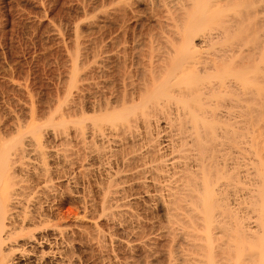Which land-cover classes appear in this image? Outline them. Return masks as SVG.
<instances>
[{
    "label": "bare ground",
    "instance_id": "obj_1",
    "mask_svg": "<svg viewBox=\"0 0 264 264\" xmlns=\"http://www.w3.org/2000/svg\"><path fill=\"white\" fill-rule=\"evenodd\" d=\"M123 1L125 0H118V3ZM115 2L110 3V6L115 5ZM154 2L151 0L150 3ZM161 2L159 1V3ZM118 3L116 6L123 9L125 3L122 5ZM162 4L165 9L162 11V13L164 12L163 19H160L162 15H159L158 18L162 23L158 22L157 17L158 13L161 14V10H164L163 7L151 4L153 7L158 6L160 11L153 12L154 16L157 14L156 18L151 15L159 23L158 28L160 27L162 32L156 27L157 25H152L153 22H150L157 29L154 28L153 31L159 30L161 33L159 40L157 39L159 33L155 34L150 29L155 36L147 38L150 40L148 41V52L145 53V43L143 48L140 47L144 49L142 52L145 53H141V55L144 54L141 56L139 55L141 50L137 53L136 49L141 44L139 42H143V40L135 39L139 45L137 44L136 48L133 46L135 48L133 50L136 51L139 58H142L139 60V69L137 68L139 66L133 68L134 64L132 67L130 66V69L127 68L129 63L126 66V61L120 63L123 55L118 52L122 47L125 50L128 48H125L128 46L125 42L128 37L124 35L126 37L123 41L125 47L122 45L120 50H114L121 57L120 64L117 63L118 54L115 55L116 52L114 54L112 51L117 58L115 64H118V67L120 65V68L124 65L125 68L120 71L117 69L119 73H124V75L122 74L124 79L121 78L122 84L119 83V85L121 84L119 89L116 86L113 88L117 90L108 88L110 90L108 93L104 92L108 90L105 87L104 91L101 90L104 85L99 86V75L96 76L98 81L94 82L96 81L94 78L96 67L98 68L101 63L99 61V65L94 66L99 60L98 56L100 55H95L99 53V47H96L98 53L96 51L95 54L93 53L96 59L95 63H92L91 60V62H87V65L83 58L88 61L86 53L89 48L86 53L83 51L86 47H81L82 44H79L81 38L78 35L77 27L79 26H76V38L79 40L76 41L75 47L77 46L79 54L74 48L77 54H72V58L70 56L71 60H69L72 72L66 76L70 77L67 78L68 81L66 79V82H69V87L68 84L65 85L68 88V99L65 100L67 90L64 87L63 89L66 91L62 96H59L63 98L61 101L65 100V103L62 102L63 105L60 107V99H56L58 106L54 107L56 109L52 107L53 110H56L54 113L57 115H49L46 112L49 118H47L48 120L44 119L46 120L44 123H39V121L36 123L38 119L34 117L35 123L32 120L31 124L20 126L14 136L8 139L3 137L2 140L0 138V264H80L81 258L78 259L73 254L78 234L82 239L86 238L90 241L97 238V244L102 250L107 244L104 243L107 241V236L110 238V244L125 247L131 253L135 250L145 252V250L153 249L148 246L155 244L156 240L162 237L157 238L158 235L156 236L155 233L153 236L156 237L151 235L152 237L148 236L149 238L146 240L140 238L136 242L132 239L133 237L131 240L126 238L129 234L126 237L121 235V239L113 237V234L124 231L123 225L128 217H131L128 218L130 221L134 216L136 220L139 218L137 213L134 215L133 207H136L135 204L141 201L140 195L142 194L148 202L155 201L157 207L166 212L165 217L168 218L169 225L172 226L170 228H173V232L169 233L172 230H168L169 235L174 238L175 233L178 234L174 239L176 240L177 236L181 237L183 238L181 240H184L183 243L185 242L184 245L186 244L185 250L187 249V251H184L186 252L184 254L182 247L185 246L182 245L180 239L178 240L182 243L180 247L182 249L176 250L180 254L179 257L174 255L175 251L168 247L170 254L166 257L168 258L167 264H179L182 260L181 264H264V0H163ZM109 7L107 6L108 13L111 11ZM148 7L147 10L151 13L157 10ZM113 8L115 10L111 13L116 11V7ZM135 8L134 6L133 9ZM139 9H136L137 12ZM98 10L100 11L102 8ZM121 11L120 9L119 13L127 12L126 10ZM131 12H135L136 14L133 15L136 16L142 11L137 13L132 10ZM138 15L135 18L138 19ZM122 16L124 18L128 15ZM147 16L150 18L149 14ZM92 17L94 19L95 16ZM95 18L97 19V16ZM125 19L127 18L125 17ZM135 21L137 20L135 19ZM143 21L142 23H144ZM127 23L130 24V21ZM160 23L162 28L159 26ZM128 26L130 27V25ZM141 29L143 28L141 27ZM96 30L98 31V29ZM147 30L145 29V31ZM97 31V35L98 32H102ZM136 31L138 34V29ZM135 33L133 35H137ZM140 33L142 36V32ZM124 36L121 39H124ZM146 36H144V40ZM133 38L135 37L133 36ZM127 40L129 41V39ZM140 48L138 47V49ZM80 51L85 54H81ZM131 51L129 52L131 53ZM113 54L110 56L107 53L110 57H113ZM107 55L106 58L111 59ZM126 55L124 54V56ZM124 56L123 60L127 57ZM134 57L132 59L131 55L128 58H131V62H133ZM113 58L112 62L115 59ZM101 61L103 62L104 59ZM105 62L107 61L101 65H106ZM139 62L135 65H138ZM80 63L86 64L87 67L90 66L92 76L90 70H84L87 69V67L83 68L84 64V66H79ZM91 63L94 64V67H91ZM109 63L107 62V64ZM115 64H112L113 67ZM110 65L107 66V69L110 68ZM104 67L106 68V66ZM104 67L101 68L102 71L105 70ZM82 68L84 71H80ZM131 68L137 73L135 80L129 79ZM67 71L69 73L68 69ZM96 73L98 74V72ZM89 75L94 81H89ZM118 75L120 74H117V78ZM132 75L134 76V74ZM99 77L101 82L104 75L102 78ZM107 78H109L108 74ZM107 78L105 77V79ZM79 79L83 82L82 84H79L81 83ZM116 80L115 77L113 81L116 82ZM105 81L107 83V80ZM111 83L113 85V82ZM86 88L92 89V93ZM58 107L60 110L57 109ZM71 110L75 113L80 111L81 114L72 116L74 112ZM87 111H92V114ZM47 126L53 127L49 129ZM74 132L77 138L75 140L80 145L83 144L82 149L86 148L85 154L89 155L88 159L85 156L84 160H80L83 156L81 154V158L78 157V160H70L71 155L67 154L68 151L65 149L68 146L65 145L75 138ZM27 136H30L29 142L26 139ZM59 136L63 139V143L65 141V145H62V147L65 146V149L61 146L57 148V145V150L53 147L50 149L48 141L57 139ZM32 137L33 141L36 140L34 144L38 149L35 148V145L33 148V142L30 143ZM75 142L72 143L75 144ZM68 145L70 146V144ZM72 146L76 151L75 146ZM60 150L63 153L57 152ZM78 153L76 154L79 155ZM95 164L97 165L93 167ZM96 173L100 175L98 176L100 182L98 179V196L96 197L99 198L97 199L99 205L95 208L100 211H95L98 214L101 212L100 215H107V219L103 215L101 216L105 218L103 219L108 224L107 226L110 225L113 229H110L111 231L109 230L107 235L100 228L101 225L94 215L95 212L92 214L93 211L90 208L91 211L85 210V215L82 211L84 217L79 219L80 222L75 223L78 225L73 228L65 223L64 217L62 218L54 211V208L51 207L53 205H50L48 199L58 194L55 195L54 188L56 186H53L54 179H57L60 184H63L64 181L67 184L73 183L78 200H84L87 205L91 204L90 207L94 206L92 205L93 197H91L93 188L92 194H89L90 190L88 191V189L91 188L85 186L87 191H84L83 185L82 191L88 194L82 192L81 195V192L78 191L81 189L78 187L84 179L90 182L88 179L93 178L92 174ZM50 183L52 185L49 189ZM44 185L48 189L43 190L42 188L43 191H41L40 187ZM88 185L92 186L93 184L88 183ZM63 186L66 187L65 184ZM136 187L140 189L137 190L138 192H134ZM68 188L70 189L69 186ZM68 188L67 190H69ZM146 200L143 202L149 206ZM95 203L97 202L95 201ZM84 207L87 206L83 205ZM149 207L151 208V206ZM92 215L95 216L93 221ZM132 215H134L133 218ZM99 219L101 218L99 217ZM135 219H133L134 223ZM139 223L141 224V222ZM178 223L182 227L175 225ZM178 229L179 231H177ZM129 232L127 231V233ZM132 234L134 235L133 232ZM163 234L165 235V233ZM138 235L140 236V233ZM169 235L165 236V239L169 238ZM92 237L94 238L92 239ZM123 238L127 240L125 241ZM87 242L90 245L89 241ZM45 244L48 245V250L45 249L46 246L43 248ZM108 246L104 249H107ZM72 249H74L73 252ZM176 256L178 257L177 261ZM131 259L137 261L136 258ZM125 260L123 262L117 260L116 263L132 264V261L124 262ZM165 262L164 264H166Z\"/></svg>",
    "mask_w": 264,
    "mask_h": 264
},
{
    "label": "rangeland",
    "instance_id": "obj_2",
    "mask_svg": "<svg viewBox=\"0 0 264 264\" xmlns=\"http://www.w3.org/2000/svg\"><path fill=\"white\" fill-rule=\"evenodd\" d=\"M114 1H116L115 3V5H112V7L110 6L112 3ZM145 0H125V1H123L122 3H125V4H123V9L122 8H119V6H116L117 5V3H118V0H0V138H1V140H2V138L4 137V139L6 138V139H8V138H10V137H12V136H14L16 133H17V131H18V128L20 127V126H27L28 124H31L32 122V120H34V123H35V120L36 119H38L37 121H36V123H38V121H39V123L41 122V123H44L46 120H48L47 118H49V115L50 114H53V116H54V114L55 115H57L56 113H54L56 110H53V109H56V108H54V107H57L58 106V104H57V100L56 99H60V104L63 102V103H65L64 101L66 100V99H68L67 97L69 96L68 94V88H66L65 87V85H67L69 82H66V79L68 78H70V77H66V76H68V75H70V73L72 72V71H70V68H71V61H69V60H71V58H72V54L74 55V54H77V52H78V54H79V50L77 49V46L75 47V44H76V41H78L79 39H77L76 38V29H75V27L76 26H79V27H77V29H78V35H79V38H81V43H79V44H82L81 45V47H86L85 49H83V51L86 53L87 52V50H88V48H89V50H88V52L86 53V55L88 56L86 59H88V61H85V58H83V57H86L85 55H83V59H84V62L87 64V62H91V60H92V63L94 62L95 63V61H96V59H95V55H100V56H98V58H99V60H97L96 61V64L94 65V64H92L91 63V67H96L97 66V64L98 63H100V66H98V68L96 67V69H97V71L96 72H98V74L95 72V74H94V78H95V80L96 81H94V80H92V78H91V76H92V71H91V68H90V66L89 67H87L86 66V64H84V63H80L79 64V66L81 67V66H84L83 68H85V67H87V69H84V70H90L91 72H90V74H91V76L89 75V77H90V79H89V81L90 82H92V81H94V82H97L98 80V84H99V86H102V85H104V86H102L101 88V90H103L104 89V87H105V89L107 88H110L111 90H115L113 87H118V89H119V87L121 86V84H122V81H121V78H122V80L124 79L123 77H122V74L124 75V73H119L118 72V70L117 69H119V71L121 70V69H125L123 66L124 65H122V67L120 68V65H119V67H118V64L116 65L115 64V60L117 59L116 58V56L115 55H117L118 53L121 55H123L124 56V54L126 55V54H128V55H126V56H124V57H126L127 59H129L128 61H127V59L126 58H124L125 60H123V56H121V57H119V54H118V60H117V63H119L120 62V58H121V64H122V62L123 61H126V63H125V65L127 66L128 65V63H129V66H127V68H129L130 69V66L132 67V65L134 64V66H133V68H136V66H139L140 65V62H139V60H141L142 58H139L138 56L139 55H141V53H144V52H142V51H144V49H145V47H146V49H145V53H146V51L148 52V41H150L149 39L147 40V38L148 37H150V38H152V35H154L155 36V34H158L157 35V39L159 40V38L161 37V33L160 32H162V29L160 30L159 28H158V24L159 23H157L156 21L158 20V22L160 21L161 22V20H159L158 18L160 17L159 15H164V12L162 13V11H165V9H164V4H162L161 5V3L163 2V0H157L158 1V4H157V1L155 0V2H154V0H153V2L154 3H150L151 2V0L149 1V0H146L145 2H144ZM148 1H149V3H148ZM159 1L161 2V3H159ZM126 2H127V4H126ZM129 2V3H128ZM165 2V1H164ZM81 3V4H80ZM111 3V4H110ZM122 3H118L119 5H122ZM131 3V4H130ZM156 3V4H155ZM109 4V5H108ZM148 4H149V7H148ZM154 4V6H156V5H158L159 7L161 6V7H163V9L164 10H161V14L160 13H158V11H159V8H157V7H153L152 5ZM102 5V6H101ZM106 6L105 8H104V6ZM127 6L126 8H125V6ZM131 5H133V6H131ZM152 6V8L153 9H157V10H154V11H152L151 9V6ZM107 6L110 8V13H108V11H109V9H107ZM134 6L136 7L135 9H133L134 8ZM113 7H116V11H117V9H118V11H117V13H116V11L114 12V13H111L112 11H114L115 9L113 8ZM121 7V6H120ZM140 8L139 9V11H142V12H137V10L136 9H138V8ZM147 7L148 8H151V9H149V10H151L152 11V13L151 12H149L148 10H147ZM101 9L102 8V10H98V9ZM131 8V9H130ZM104 9V10H103ZM126 10L127 12H123V13H119V10ZM89 10V11H88ZM132 10H135L138 14V19L137 18H135V17H137V15L136 16H134L133 14H136L135 12L134 13H132L131 11ZM87 13H86V12ZM93 11V12H92ZM95 11V12H94ZM107 11V12H106ZM121 11V12H122ZM157 12L158 13V17H157V14H156V16H154L153 15V12ZM97 12V13H96ZM99 12V13H98ZM103 12V13H102ZM106 12V13H105ZM155 12V13H156ZM160 12V11H159ZM86 13V14H85ZM94 13V14H93ZM132 15H131V14ZM105 14V15H104ZM120 14V15H119ZM125 14L126 15H128V16H125ZM146 14V15H145ZM149 14V17L150 18H147L148 15ZM153 15V17H157V20L155 19V18H152V15ZM106 15H107V17H106ZM122 15H124L127 19H125V17L123 18V16ZM163 15L160 17V19H163ZM92 16H97V19L94 17V19H93V17ZM119 16H122V17H119ZM134 18H133V17ZM145 16V17H144ZM147 16V17H146ZM91 17V18H90ZM110 17V18H109ZM115 17V18H114ZM117 17V18H116ZM119 17V18H118ZM129 17H132V18H129ZM141 18V20H140V18ZM164 17H166V16H164ZM128 18H129V20H128ZM143 18V19H142ZM148 20H147V19ZM152 18V19H151ZM93 19V20H92ZM100 19V20H99ZM102 19V20H101ZM109 19V20H108ZM132 19V20H131ZM135 19L137 20V21H135ZM155 19V20H154ZM87 20H89V21H87ZM94 20H96V21H94ZM117 20V21H116ZM119 20H120V22H119ZM123 20H126V21H123ZM144 20V21H143ZM153 20V21H152ZM82 21V22H81ZM92 21H94V22H92ZM130 21V24L129 23H127V22H129ZM132 21V22H131ZM142 21L145 23H142ZM146 21V22H145ZM164 21H165V18H164V20H163V23H164ZM87 22V23H86ZM91 23V24H89V23ZM96 22H98L97 24L100 26H98L97 24H96ZM114 22V23H113ZM119 22V23H118ZM124 24H123V23ZM136 22V23H135ZM140 22V23H139ZM147 22L149 23L148 25H147ZM150 22L152 23V25H157L156 27L160 30V32H159V30L156 32V31H153V29L155 28L156 29V27H153L151 24H150ZM79 23V24H78ZM94 23V24H93ZM108 23V24H107ZM134 23V24H133ZM142 23V24H141ZM155 23V24H154ZM162 23V22H161ZM160 23V24H161ZM74 24V25H73ZM111 24V25H110ZM120 24V25H119ZM123 25V27H122V25ZM125 24H128V25H130V27L128 26V25H125ZM136 24V25H135ZM141 24V25H140ZM124 25H125V27H124ZM140 27H139V26ZM142 25H144V26H147L146 28L144 27V26H142ZM151 27H153V28H151ZM164 25V24H163ZM88 26V27H87ZM114 26V27H113ZM132 26V27H131ZM150 28H149V27ZM159 26H161V28H162V24L161 25H159ZM74 27V28H73ZM95 27V28H94ZM97 27V28H96ZM107 27H108V29H107ZM120 27V28H119ZM136 27H137V29H138V34H137V29H136ZM141 27L143 28V29H141ZM101 28V29H100ZM110 28V29H109ZM139 28H140V31H139ZM147 30V28H148V30L150 31V29H151V31H153V33L155 32V34H153L151 31H150V34L148 35V30L147 31H145V29ZM96 29H98V31H102V32H98ZM127 29V32H125V30ZM131 29V30H130ZM133 29H134V31H133ZM136 29V30H135ZM154 29V30H155ZM106 30V31H105ZM118 30V31H117ZM123 32H122V31ZM142 30H144V31H142ZM157 30V29H156ZM84 31V32H83ZM96 31L98 32V35H97V33H96ZM110 31H112V32H110ZM71 32V33H70ZM116 32H119V33H116ZM125 32V33H124ZM134 32H136L135 34H137V35H133L134 34ZM140 32H142V36H141V33ZM146 32H147V34H146ZM101 33V34H100ZM102 33H103V35H102ZM115 33V34H114ZM124 33V34H123ZM145 35H144V34ZM112 34H113V37H112ZM77 35V36H78ZM102 37H101V36ZM126 37H128L127 39H129V41L126 39V41H125V36ZM139 35V36H138ZM147 35V36H146ZM151 35V36H150ZM83 36V37H82ZM92 36V37H91ZM101 38H100V37ZM114 36H115V40H114ZM124 36V39L122 38L121 39V37H123ZM132 36V37H131ZM133 36L135 37V38H133ZM141 37V38H138V37ZM144 36H146L145 37V40H147V42H145V40L143 39L144 38ZM160 36V37H159ZM64 37V38H63ZM104 37V38H103ZM106 37V38H105ZM137 37V38H136ZM102 38H103V40L105 41H101L102 40ZM119 38V39H118ZM86 39L88 40V41H90V42H86ZM91 39V40H90ZM96 39V40H95ZM97 39H100V40H97ZM106 39V40H105ZM121 39V40H120ZM131 39V40H130ZM133 39H134V41H133ZM140 40V39H142L143 40V42L141 41V42H139V44L136 42V40ZM93 40H94V42H93ZM85 41V42H84ZM112 41V42H111ZM114 41V42H113ZM121 43H120V42ZM123 41H125L126 42V45H128V46H126L125 47V43L123 42ZM96 42H97V44H96ZM101 42V43H100ZM111 44H110V43ZM124 44H123V43ZM135 42V44H133V43ZM65 43H66V46H65ZM74 43V44H73ZM85 43V44H84ZM143 43V44H142ZM144 43H145V45H144ZM146 43H147V45H146ZM73 44V45H72ZM95 44H96V46H95ZM100 44V45H99ZM113 44V45H112ZM139 46H138V45ZM77 45V44H76ZM85 45H87V46H85ZM92 45V46H91ZM110 45H112V46H110ZM124 46L125 48H127L126 50L125 49H123V47H122V49H121V46ZM132 45V47H130ZM140 48V47H142L143 45H144V49H142V48H140V49H138V47ZM80 46V45H79ZM101 46V47H100ZM104 46V47H103ZM117 46L118 48H119V46H120V48L118 49L117 47L115 48V47ZM136 48L137 47V49H136V51H137V53H138V51H140L141 50V52L139 53V55L138 54H136V51H134L133 49H135L134 47ZM99 49L98 51H99V53H101V54H99L98 53V51H96L97 50V48ZM106 47H107V49H106ZM111 47V48H110ZM74 48H76L77 49V52H75V49ZM95 48V49H94ZM130 48H132L131 50H130ZM100 49H101V51H100ZM112 49V50H111ZM121 49V51L123 52H118L117 53V51H114V50H120ZM68 50V51H67ZM73 50V51H72ZM91 50V51H90ZM104 50V51H103ZM109 50V51H108ZM125 50V51H124ZM128 50V51H127ZM83 51H80V53L81 54H83L84 52ZM95 51L98 53V54H95ZM107 51V52H106ZM111 51V52H110ZM112 51H114V54H115V52H116V54L114 55L113 54V52ZM127 51V52H126ZM129 51H131V53L129 52ZM58 52V53H57ZM90 52H92V53H90ZM126 52V53H125ZM135 53V54H133V53ZM84 53V54H85ZM95 55H94V54ZM104 53V54H103ZM106 53V54H105ZM107 53L110 55V56H112L111 54H113V57L115 58H113V57H110L109 55H107ZM144 53V54H145ZM144 54H142L141 56H143ZM92 55H94L93 57H91ZM106 55H107V57L109 56L111 59H108V58H106ZM132 55V59H133V57H134V61L133 62H131V58H128V57H130ZM138 55V56H137ZM70 56H71V58H70ZM90 56V57H89ZM103 56H104V58H103ZM102 57V58H101ZM137 57V58H136ZM90 58H92V59H90ZM93 58H94V60H93ZM97 58V57H96ZM112 58L114 59L113 60V62L111 61L112 60ZM136 58V59H135ZM104 59V61H107L108 63L110 62H112L111 63V65H110V63L109 64H107V62H105V64L106 65H101L102 63L104 64V61L102 62L101 60H103ZM57 60V61H56ZM90 60V61H89ZM136 60V61H135ZM100 61V62H99ZM131 62V64H130V62ZM54 62V63H53ZM137 62H139V64L138 65H135V63L137 64ZM8 63V64H7ZM73 63V62H72ZM119 63V64H120ZM123 63V64H124ZM50 64V65H49ZM84 64V65H83ZM90 64V63H89ZM112 64H115L116 65V67H115V65H114V67H113V65ZM71 65V66H70ZM88 65V64H87ZM94 65V66H93ZM99 65V64H98ZM108 65H110V68L108 67V69H107V66ZM73 66H74V64H73ZM104 66H106V68L104 67ZM79 67V68H80ZM99 67H100V69H99ZM105 68V70H101V68ZM118 67V68H117ZM83 68L80 70V71H82L83 70ZM113 68V69H112ZM115 68V69H114ZM138 69L140 68V66L139 67H137ZM67 69L69 70V73H67L68 71H67ZM98 69H99V71L101 72H99L98 71ZM106 69H107V71H106ZM113 70V72H111L112 70ZM138 69H135V70H138ZM73 70V69H72ZM83 70V71H84ZM108 70H111V71H108ZM128 71H130V70H128ZM132 71H134V69H132L131 68V74L129 75V79L130 80H135V79H137V78H135V76L137 77V73L134 71V73H132ZM120 74V75H118V78H117V74ZM103 73V74H102ZM109 73H110V75H109ZM115 74V75H113V74ZM64 74V75H63ZM102 74V75H101ZM107 74H108V77L110 78H107ZM132 74H134V76L132 75ZM97 75H99V76H101V78L103 77V75H104V78H102V80H103V83H102V80H101V82H100V77L98 76V80L96 79V76ZM106 75V76H105ZM112 75V76H111ZM131 75L133 76V79H132V77H131ZM119 76H120V79H119ZM105 77L107 78V79H105ZM112 77V78H111ZM115 77H116V79L118 80V82H117V80H116V82L115 81H113L114 79H115ZM65 79V80H64ZM68 79H67V81H68ZM109 79V80H108ZM127 79H128V77H127ZM80 80V81H79ZM78 81L79 82H81V79H79ZM87 80V79H86ZM92 80V81H91ZM105 80H107V83H106V81ZM111 80V81H110ZM129 80V81H130ZM70 81V80H69ZM82 81H84V80H82ZM88 81V82H89ZM105 81V82H104ZM108 81H109V83H108ZM66 84H65V83ZM87 82V83H88ZM111 82H113V85H111L112 83ZM121 82V84L119 85V83ZM83 82H81V83H79V84H82ZM85 83V82H84ZM86 83V84H87ZM105 83H106V85H107V87H106V85H105ZM111 83V84H110ZM115 83V84H114ZM21 84V85H20ZM26 84V85H25ZM61 84V85H60ZM102 84V85H101ZM64 85V86H63ZM111 85V86H110ZM28 86V87H27ZM110 86V87H109ZM66 88V90H67V92H65L66 90H64L63 88ZM68 87H69V84H68ZM73 88H76V87H73ZM57 89V90H56ZM87 90H90V92H91V90L92 89H90V88H86ZM104 89V90H105ZM71 90H73L72 88H71ZM75 90V89H74ZM103 90V91H104ZM117 90V89H116ZM110 90L108 89V90H105L104 92H106V93H108ZM31 92V93H30ZM64 92H65V100L64 101H61V99H63L62 97H60V96H62L63 94H64ZM116 92V91H115ZM60 93V94H59ZM62 93V94H61ZM67 93V94H66ZM92 93V92H91ZM32 94V95H31ZM57 95H58V98H57ZM60 95V96H59ZM33 97V98H32ZM25 103V104H24ZM47 103H49V104H47ZM57 104V105H56ZM81 104H83V103H81ZM39 105V106H38ZM63 104H61L60 105V107L62 106ZM11 106V107H10ZM82 106V105H81ZM49 107H50V109H51V111H50V109H49ZM52 107H53V109H52ZM60 107H58L57 109H59ZM83 107V106H82ZM64 108H65V106H64ZM81 108V107H80ZM32 110V111H31ZM60 110V109H59ZM67 110V109H66ZM81 110H82V108H81ZM14 112H15V114H14ZM34 112V113H33ZM45 112V113H44ZM46 112H48V114L46 113ZM53 112V113H52ZM59 112V111H58ZM71 112H74L73 114L74 115H72V113ZM71 114L70 115H72V116H75L76 114H78L79 113V115L81 114L80 113V111H78V112H76L75 113V111H72L71 110ZM87 112H89V114L91 113L92 114V111H87ZM31 114H32V118H31ZM34 114V115H33ZM37 116H36V115ZM18 115V116H17ZM52 116V115H51ZM17 117V118H16ZM36 119H35V118ZM77 117V116H76ZM39 118H41V119H39ZM44 119H46V120H44ZM42 120H43V122H42ZM28 122V123H27ZM23 126V127H24ZM47 127H49V126H47ZM51 127V126H50ZM49 127V129H52V127L50 128ZM16 129V130H15ZM16 131V132H15ZM45 132V131H44ZM11 133V134H10ZM13 134V135H12ZM30 135V134H29ZM72 135H73V133H72ZM31 136V135H30ZM30 136H27V140H28V142H29V140H30ZM76 135H75V132H74V137H75ZM29 138V139H28ZM59 138L61 139V137L59 136ZM58 137H57V139H58V141H56L57 139H54V140H50V138H48V140H50V141H48V144H50V149H52V147H53V149L55 148V150H57L56 149V145H57V148H58V146L60 147H62V145H65L64 143H65V141H64V143H63V139H59ZM72 138H73V136H72ZM75 139H77L76 137L75 138H73L72 139V141L71 142H69V143H66V145L65 146H68V147H66V149L64 148V147H62V148H64L66 151H68V153L67 154H69V156H70V160H78V157L79 158H81V154L83 155L82 156V158L80 159V160H84V157L85 156H87V158L86 159H88V157H89V155H86L85 154V149L86 148H84L83 147V149L81 148V146H83V144L81 143V145H80V143L77 141V140H75ZM1 140H0V142H1ZM34 139H33V137H32V139H31V142L30 143H32L33 145V148L36 146V144H34L35 143V141H33ZM59 140H60V143H59ZM54 141V142H53ZM76 141V142H75ZM56 142V143H55ZM58 142V143H57ZM75 142V144H73V143ZM51 143H52V146H51ZM54 143V144H53ZM72 143V144H71ZM47 144V145H48ZM68 144H70V146L68 145ZM78 144V145H77ZM35 145V146H34ZM54 145H55V147H54ZM72 145H74L75 146V149H76V151L74 150V147L72 146ZM78 147H77V146ZM48 147H49V145H48ZM36 149H38V147L36 146L35 147ZM61 148V150L62 151H64V149H62ZM60 149V148H59ZM58 149V150H59ZM79 149H81V150H79ZM60 150V151H61ZM78 150H79V153H78ZM83 150V152H80V151H82ZM38 151V150H37ZM60 151H57V152H59V153H63L62 151L60 152ZM75 151V152H74ZM36 153H38V152H36ZM58 153V154H59ZM64 153H66L65 151H64ZM72 153V154H71ZM76 153H78L79 155H77ZM66 154V155H67ZM74 154V155H73ZM75 154H76V156H75ZM40 155V154H39ZM59 155H61V154H59ZM65 156V154H62V156ZM68 156V155H67ZM73 156V158H71ZM75 156V157H74ZM66 158H68L69 159V157H66ZM75 158V159H74ZM97 164H95V165H93V167H95ZM92 167V166H91ZM97 169V168H96ZM98 176H100L99 174L97 175V173L96 174H92V177L93 178H90V180L88 179V181H90V182H87V179L85 180H82V182H80V184H79V187H78V189H81V191L80 190H78L79 192H81L80 194L82 195L83 193L85 194L86 192H84V191H87V188H91V189H88V191L90 192L89 194H92L93 193V195H91V197H93V201H92V205H94V206H91L90 207V203L89 202H87V203H89L90 205H87V204H85L84 203V200L83 201H80V199L78 200V198H77V192H76V188H74L75 186H74V184L72 185V184H67L66 183V181H64V183L63 184H60V183H58L57 182V179H54V184H53V186H56V187H58L57 188V190L59 191H57L56 190V187L54 188L55 190H54V192H55V195H56V193H58L56 196H54V197H51V198H48L49 199V203H50V205H53V206H51V207H53L54 208V211H56V213L59 215V216H62V218L64 217V221H65V223H67V224H69L70 225V227H73V226H75L76 227V225H78V224H76L75 225V223H79L80 222V220L79 219H82L84 216H83V212H84V215H85V210H88L89 208L93 211L92 212V214L94 213V215L96 216V219H98L97 221L100 223L99 225H101L100 226V228L101 229H103L104 231H105V233H106V235L109 233V230L112 228V227H110V225L109 226H107L108 224L107 223H105L106 221L104 220L105 218L104 217H106V219H107V215H104V214H102L104 217H101L102 215H100L101 214V212H99V214L95 211V210H97L96 208L98 207L97 205H99V201L97 200V199H99L98 197H96V196H98V194H97V192H98V190H97V187H98V183H97V180H98V182H100V177L98 178ZM94 177H95V179H94ZM97 178V179H96ZM91 180H92V182H91ZM84 181V182H83ZM56 182H57V185H56ZM94 182H95V184H94ZM84 183H86V184H84ZM88 183L89 184H93L92 186H90V185H88ZM66 185V187L65 186H63V185ZM97 184V185H96ZM50 186H49V189L51 188V185H52V183H50L49 184ZM61 185H62V189H61ZM84 185V186H83ZM52 186V187H53ZM59 186H60V188H59ZM68 186L70 187V189L68 188ZM85 188V186L87 187V188H85L84 189V191H82L83 189V187ZM73 187V188H72ZM81 187V188H80ZM96 187V188H95ZM41 188V191H43L44 189H46L47 188V186H41L40 187ZM42 188H43V190H42ZM63 188H64V190H63ZM67 188L70 190V192H69V190H67ZM92 188H93V190H92ZM48 189V188H47ZM96 189V190H95ZM91 190L93 191L92 193H91ZM137 190H140L138 187H136V188H134V192H136ZM94 191H96V192H94ZM72 192V193H71ZM75 194H74V193ZM78 192V193H79ZM83 192V193H82ZM138 192V191H137ZM69 193H71V194H69ZM95 193V194H94ZM63 194V195H62ZM86 194H88V193H86ZM97 194V195H96ZM60 195V196H59ZM76 195V196H75ZM143 195V194H142ZM140 195L141 196V198H140V200L141 201H139L137 204H135V206L136 207H133V212H135L134 213V215L136 214L139 218H137V220L139 221V222H141V224L135 219L136 217L134 216V215H132V218H133V216H134V218L133 219H135L134 221H135V223L133 222V219H131L132 221H130L129 219L131 218V217H128L127 218V220H129V223H127V220H126V222L124 223V227L123 228H125L124 229V231H119V233L117 232V234H113V237H115V238H118L119 237V239H121L120 237H122L121 235H123V236H127L128 234V236L126 237V238H128V240H131V238L132 239H134V241L136 242V240L138 241V240H140V238H144V239H141V240H146V238L148 239L149 237L148 236H153L154 235V233L156 234V236H157V238L159 237V236H162V237H160V238H158V240H156V242H155V244L153 243V244H150L149 246H148V248H151V247H153V249H155L156 247V250H153L152 248L151 249H148V250H145V252L142 250H139L138 252L135 250V252H133L132 251V253L129 251V249L128 250H126L127 248H123V247H118V246H114V244H110L111 242H110V238L107 236L106 237V239H107V241L106 242H104V243H107L106 245H104V248L106 247V246H108L107 247V249H104L103 248V250L98 246V244H97V238H94V237H92V239L93 240H87L86 238H81L80 237V234H78V235H76V237H77V239H76V241H75V243H74V247L76 246V248H74L75 249V251L73 252V250L74 249H72V252H73V254L78 258V259H80L79 260V262H80V264H117L116 262H118L117 260H122V262H123V260H125L124 262H129V261H132V264H136L137 262L139 263V264H143V262H144V264L147 262V264H164V261H166L165 263L167 264V259L168 258H166V257H168L169 256V252L170 251H168V247H169V249L170 250H173V251H175L176 252V250L178 249L179 251H180V249H182V251L184 252V251H187V249L185 250V248H186V244L184 245V243H183V241L181 240V239H183V238H179L178 236L176 237L177 239L175 240L174 238H175V236L176 235H178V234H176L175 233V235H174V238H172L170 235H169V233L170 232H173V228L171 229L170 227H172L171 225H169V221L166 219V212H164L160 207H157V204L155 203V201H152V202H148L146 199H145V196L143 195ZM59 196V197H58ZM72 196V197H71ZM73 196H75V197H73ZM139 196V197H140ZM56 197V198H55ZM96 197V198H95ZM58 198V199H57ZM95 198V199H94ZM143 198V199H142ZM71 199V200H70ZM72 200H74V201H72ZM143 200H144V202H145V200H146V203L149 205V206H151V208L149 207V206H146V204L143 202ZM95 201L97 202V203H95ZM52 202V203H51ZM79 202V203H78ZM82 202V204H80ZM155 204H156V206H155ZM83 205L84 206H87L86 208L84 207L83 208ZM96 205V206H95ZM58 206V207H57ZM146 206V207H145ZM60 207V208H59ZM95 209H94V208ZM144 207V208H143ZM157 207V208H156ZM56 208V209H55ZM78 208V209H77ZM142 208V209H141ZM84 209V210H83ZM89 209V210H90ZM60 210H63V211H60ZM90 210V211H91ZM146 210V211H145ZM83 211V212H82ZM97 211H100V210H97ZM60 213V214H59ZM64 213V214H63ZM65 214H68V215H65ZM165 214V215H164ZM94 215H92V217L94 218H92V221L93 220H95V216ZM140 215V216H139ZM99 217L101 218V219H99ZM69 218V219H68ZM104 218V219H103ZM78 219V220H77ZM68 220V221H67ZM72 221V222H71ZM77 221V222H76ZM148 221V222H147ZM168 221V222H167ZM138 222V223H137ZM142 222H143V224H142ZM155 222V223H154ZM71 223V224H70ZM131 223V224H130ZM103 224V225H102ZM129 224V225H128ZM132 224H134L133 226H131ZM136 224V225H135ZM140 225V226H138V225ZM178 224H180V223H178ZM178 224H175L177 227L179 226V227H182L181 226V224L180 225H178ZM106 225V226H105ZM127 226V228H126V226ZM87 226V225H86ZM143 227V229H142V227ZM150 226H151V228H150ZM175 226V227H176ZM69 227V228H70ZM108 227H109V229H108ZM129 227V228H128ZM133 227V228H132ZM176 227V228H177ZM74 228V227H73ZM86 228V227H85ZM138 228H139V230H138ZM71 229V228H70ZM133 229V230H132ZM135 229V230H134ZM137 229V230H136ZM141 229V230H140ZM154 229V230H153ZM163 229H164V231H163ZM167 229V230H166ZM172 230V231H169V233H168V230ZM175 229V228H174ZM111 230H113V229H111ZM110 230V231H111ZM165 230H166V232H165ZM126 231V233H124ZM127 231L129 232V233H127ZM134 233V235L136 236H134L133 234H132V232ZM135 231V232H134ZM137 231V232H136ZM140 231V232H139ZM177 231H179V229L177 230ZM177 231H175V232H177ZM140 233V236L138 235L139 233ZM151 232V233H150ZM153 232V233H152ZM162 234H161V233ZM135 233H137V234H135ZM163 233H165V235L163 234ZM168 233V234H167ZM131 234V235H130ZM161 234V235H160ZM166 234H167V236L169 235L170 237V239H172L171 241H170V239L169 238H166V239H168V240H166L165 239V236H166ZM172 234H174V233H172ZM133 235V236H132ZM151 236V237H152ZM156 236H153V237H156ZM166 236V237H167ZM124 239L125 241L127 240V239ZM137 238H139V239H137ZM84 239H86V240H84ZM96 239V240H95ZM163 239V240H162ZM173 239H174V241H175V243H174V241H173ZM180 239V241H182V243L181 242H179L178 240ZM79 241V242H78ZM86 241V242H85ZM87 241H89V243H90V245L88 244V242ZM133 241V240H132ZM133 241V242H134ZM79 243L78 245H76L77 243ZM173 242V243H172ZM80 243H82V244H80ZM85 243V244H84ZM179 243V244H178ZM96 244V245H95ZM178 244V245H177ZM183 246H185V247H182V248H180L182 245ZM113 245V246H112ZM116 245V244H115ZM46 246V247H45ZM176 246H178V247H176ZM45 247V249L46 250H48V245H43V248ZM117 247V248H116ZM89 248V249H88ZM80 251H79V250ZM87 249V250H86ZM78 250V251H77ZM113 250V251H112ZM153 250V251H152ZM159 250V251H158ZM161 250H162V252H161ZM166 252H165V251ZM87 251V252H86ZM90 251V252H89ZM107 251V252H106ZM129 251V252H128ZM157 251V252H156ZM181 251V252H182ZM75 252H76V254H78V255H76L75 254ZM78 252V253H77ZM103 252V253H102ZM139 252H140V254H139ZM154 252V254H152ZM167 252H168V254H167ZM175 252H173L174 253V255H177L178 257H179V252H178V254H177V252L175 253ZM183 252L181 253V254H183ZM127 253V254H126ZM130 255H129V254ZM147 253V254H146ZM162 253V254H161ZM186 252H184V254H185ZM136 254V255H135ZM142 254V255H141ZM145 254V255H144ZM167 256H166V255ZM106 255V256H105ZM116 255V256H115ZM126 255V256H125ZM135 255V256H134ZM139 255V256H138ZM155 255V256H154ZM157 255V256H156ZM161 255V256H160ZM81 256V257H80ZM92 256V257H91ZM101 256V257H100ZM119 258H118V257ZM141 256V257H140ZM149 256V257H148ZM176 256V257H177ZM84 257V258H83ZM89 257V258H88ZM104 257V258H103ZM117 259H116V258ZM126 257V258H125ZM130 257V258H129ZM139 257V258H138ZM163 257H164V259H163ZM178 257L177 258H175L176 259V261H177V259H178ZM108 258V259H107ZM131 258H136V260L137 261H135V259L134 260H132ZM162 258V259H161ZM180 258L182 259V256H180ZM179 258V259H180ZM85 259V260H84ZM88 259V260H87ZM114 259V260H113ZM180 259V260H181ZM129 260V261H128ZM141 260V262H139ZM149 260V261H148ZM158 260H160V261H158ZM162 260V261H161ZM108 261V262H107ZM110 261V262H109ZM112 261V262H111ZM183 261V260H182ZM182 261H180L179 262V264H181L182 263ZM102 262V263H101ZM134 262V263H133ZM148 262H150V263H148ZM158 262V263H157ZM137 263V264H138Z\"/></svg>",
    "mask_w": 264,
    "mask_h": 264
}]
</instances>
